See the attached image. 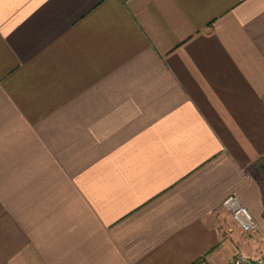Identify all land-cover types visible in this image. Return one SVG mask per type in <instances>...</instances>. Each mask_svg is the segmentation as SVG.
Masks as SVG:
<instances>
[{
  "label": "crops",
  "instance_id": "1",
  "mask_svg": "<svg viewBox=\"0 0 264 264\" xmlns=\"http://www.w3.org/2000/svg\"><path fill=\"white\" fill-rule=\"evenodd\" d=\"M263 162L264 0H0V264L258 255Z\"/></svg>",
  "mask_w": 264,
  "mask_h": 264
},
{
  "label": "built area",
  "instance_id": "2",
  "mask_svg": "<svg viewBox=\"0 0 264 264\" xmlns=\"http://www.w3.org/2000/svg\"><path fill=\"white\" fill-rule=\"evenodd\" d=\"M222 206L232 216L245 232L258 230L259 225L251 210L245 205L237 192L228 195ZM264 239V235H263ZM229 264H264V251L258 255L250 256L243 253L236 254Z\"/></svg>",
  "mask_w": 264,
  "mask_h": 264
},
{
  "label": "trees",
  "instance_id": "3",
  "mask_svg": "<svg viewBox=\"0 0 264 264\" xmlns=\"http://www.w3.org/2000/svg\"><path fill=\"white\" fill-rule=\"evenodd\" d=\"M261 165L264 167V162H263V163H261Z\"/></svg>",
  "mask_w": 264,
  "mask_h": 264
}]
</instances>
